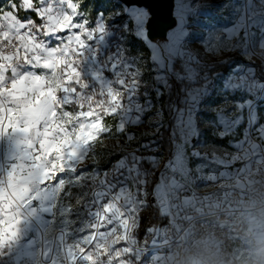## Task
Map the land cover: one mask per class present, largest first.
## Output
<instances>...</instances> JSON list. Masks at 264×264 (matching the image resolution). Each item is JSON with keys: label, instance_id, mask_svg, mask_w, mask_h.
I'll list each match as a JSON object with an SVG mask.
<instances>
[{"label": "snow or ice", "instance_id": "snow-or-ice-1", "mask_svg": "<svg viewBox=\"0 0 264 264\" xmlns=\"http://www.w3.org/2000/svg\"><path fill=\"white\" fill-rule=\"evenodd\" d=\"M86 4L0 0V264H157L201 185L264 169V0L203 36L174 0L162 41L145 4Z\"/></svg>", "mask_w": 264, "mask_h": 264}, {"label": "rangeland", "instance_id": "rangeland-1", "mask_svg": "<svg viewBox=\"0 0 264 264\" xmlns=\"http://www.w3.org/2000/svg\"><path fill=\"white\" fill-rule=\"evenodd\" d=\"M228 2L229 0H192L193 5L196 3L202 5L198 10V14L191 17L194 32L198 36H203L213 26L218 27L230 23V20L225 19V17H230V10L224 9V5ZM104 4L105 0H87L86 8H92L95 5V9L91 12L94 18L96 12L101 10ZM222 9L224 10L221 11ZM133 43L134 45L138 44L137 41ZM193 46H197L195 42ZM240 62L244 63L245 61L241 60ZM256 64L259 66L260 62L257 60ZM262 111H264V104H262ZM205 137L209 140L212 139L208 133H205ZM217 143L226 144L227 142L217 141ZM103 166L107 167L108 165ZM254 188H264V169L259 173L245 176L239 183L233 181V186L227 190L218 189L215 186L201 185L198 189L200 195L219 191V197L213 196L212 200L205 201L203 205L198 204L191 208L185 213V216L189 218H182L174 228L169 230L166 241L161 243L153 253L158 257L157 264H165L166 256L173 245L197 231L215 230L213 227H219V231H223V241L228 247L237 243L239 236L235 231L233 220L239 205ZM225 191H227V195L224 194ZM212 216H224L227 220L223 223L224 225L215 224L212 221ZM226 223L230 224L228 228H226ZM145 264H151L150 257H145Z\"/></svg>", "mask_w": 264, "mask_h": 264}, {"label": "clouds", "instance_id": "clouds-1", "mask_svg": "<svg viewBox=\"0 0 264 264\" xmlns=\"http://www.w3.org/2000/svg\"><path fill=\"white\" fill-rule=\"evenodd\" d=\"M233 224L239 236L233 246L215 230L197 231L173 245L165 264H264V188L243 199Z\"/></svg>", "mask_w": 264, "mask_h": 264}, {"label": "water", "instance_id": "water-1", "mask_svg": "<svg viewBox=\"0 0 264 264\" xmlns=\"http://www.w3.org/2000/svg\"><path fill=\"white\" fill-rule=\"evenodd\" d=\"M145 4L152 13L149 24L150 35L153 39L164 40L166 32L174 26V0H135Z\"/></svg>", "mask_w": 264, "mask_h": 264}, {"label": "trees", "instance_id": "trees-1", "mask_svg": "<svg viewBox=\"0 0 264 264\" xmlns=\"http://www.w3.org/2000/svg\"><path fill=\"white\" fill-rule=\"evenodd\" d=\"M139 43V42H138ZM141 48H143V45H139ZM217 71H223L225 74L227 73V69H222V68H218ZM166 147V145H165ZM163 151V150H162ZM118 158V157H114L113 161ZM149 203L151 204V197L149 198ZM167 221L166 220H161L158 217V214L155 210V208L153 207H149L147 208L143 213H142V220H141V227L138 230V236L140 239V242L143 244L144 240H145V229L150 226V225H156V226H162L163 224H166ZM150 236L147 237L148 241H150Z\"/></svg>", "mask_w": 264, "mask_h": 264}, {"label": "built area", "instance_id": "built-area-1", "mask_svg": "<svg viewBox=\"0 0 264 264\" xmlns=\"http://www.w3.org/2000/svg\"><path fill=\"white\" fill-rule=\"evenodd\" d=\"M227 219L223 216V217H220V216H212V221L213 222H215V224L217 223V224H220V225H224L223 223H225V221H226ZM229 223H226V228H228L229 227ZM217 232H219L221 235H222V238L224 239V237H223V231L221 230V231H219V227H217V228H215V227H213ZM225 243V242H224ZM225 246H227L226 245V243H225ZM228 247V246H227Z\"/></svg>", "mask_w": 264, "mask_h": 264}]
</instances>
